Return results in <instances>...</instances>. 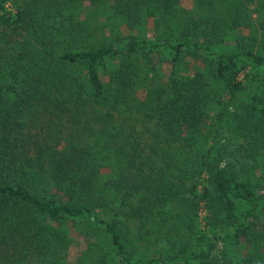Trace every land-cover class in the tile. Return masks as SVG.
Returning a JSON list of instances; mask_svg holds the SVG:
<instances>
[{"label":"trees","instance_id":"trees-1","mask_svg":"<svg viewBox=\"0 0 264 264\" xmlns=\"http://www.w3.org/2000/svg\"><path fill=\"white\" fill-rule=\"evenodd\" d=\"M186 1L0 0V264H264V0Z\"/></svg>","mask_w":264,"mask_h":264},{"label":"rangeland","instance_id":"rangeland-1","mask_svg":"<svg viewBox=\"0 0 264 264\" xmlns=\"http://www.w3.org/2000/svg\"><path fill=\"white\" fill-rule=\"evenodd\" d=\"M185 4L189 7L191 5V1L188 0V1H186ZM106 16L107 15H104V13L101 12L100 15L97 16L96 18H98V21L101 20V21H103L105 23V22L109 21ZM110 24H112V23H110ZM121 28H122L121 31L123 30V31H126L127 33L129 32L124 25L121 26ZM103 33L104 34H109V29L107 27V23L102 25L101 32H99V34H101L102 36H103ZM155 66H156L157 71L161 74V78L162 79H164L166 77V75L169 73V71L171 69L169 63H165V62L164 63H161V62L157 63ZM204 216H205V209H204L203 206H201L200 218L199 219L201 221V225L202 226L204 225V221H203ZM59 245H61V244H57V245L53 246V255L55 253H58L61 250V248H62L63 252L65 253V255L70 260H74L76 255H77V253L81 249L80 246H79L80 245L79 242L72 243L70 246L69 245H67V246L65 245V248H63L62 245H61L62 247L59 246ZM219 250H220V245L218 244L216 252H218Z\"/></svg>","mask_w":264,"mask_h":264}]
</instances>
